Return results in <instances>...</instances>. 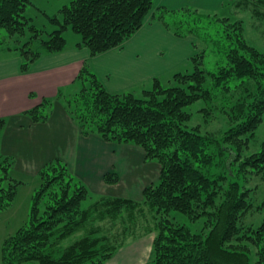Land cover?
<instances>
[{"label":"trees","instance_id":"trees-1","mask_svg":"<svg viewBox=\"0 0 264 264\" xmlns=\"http://www.w3.org/2000/svg\"><path fill=\"white\" fill-rule=\"evenodd\" d=\"M29 5L0 0V30L7 36L0 39V60L19 58L22 73L41 57L64 51L68 30L79 37L77 48L96 57L123 46L151 13V23L174 37L195 38L199 52L165 78L150 81L140 97L107 92L84 61L69 90L23 113L33 124H44L59 101L81 135L140 148L146 161L160 165V176L138 201L95 196L65 163L49 161L36 174L28 221L3 243V264H103L127 242L151 233L147 264H264V201L254 205L249 189L235 180L246 172L264 182V143L243 160L240 154L264 114V50L247 43L242 21L216 14L205 21L208 16L192 7L153 12L154 0H70L49 18L57 28L47 33L25 16ZM235 5L264 21V0ZM213 23L220 24L214 34ZM208 51L217 56L211 70L205 67ZM218 94L235 98L221 141L215 133L187 127V108ZM6 125L0 118V142ZM13 167L14 159L0 153V211L13 204L23 184L13 178ZM104 180L118 179L106 174ZM175 214L202 221L201 229L176 222ZM250 215L259 217L258 225L245 223Z\"/></svg>","mask_w":264,"mask_h":264},{"label":"crops","instance_id":"crops-1","mask_svg":"<svg viewBox=\"0 0 264 264\" xmlns=\"http://www.w3.org/2000/svg\"><path fill=\"white\" fill-rule=\"evenodd\" d=\"M224 1L154 0L153 12L158 7L217 9ZM152 14L123 46L96 57H90L86 48H77L74 39L66 41L64 51L35 61L26 73L20 70L19 58L0 60V118L7 119L0 153L14 159L15 179L33 181L46 163L58 159L95 196L138 201L143 190L158 181L160 165L146 161L143 150L109 143L96 135H81L59 101L44 124H33L23 115L41 99H53L59 90H69L84 61L107 92L136 96L154 78L185 64L196 53L193 40L176 38L160 23H151ZM106 174L116 175L117 182L106 183ZM153 241V233L129 241L103 264H147Z\"/></svg>","mask_w":264,"mask_h":264},{"label":"rangeland","instance_id":"rangeland-1","mask_svg":"<svg viewBox=\"0 0 264 264\" xmlns=\"http://www.w3.org/2000/svg\"><path fill=\"white\" fill-rule=\"evenodd\" d=\"M29 1L31 2V5H29L26 9L25 16L31 19L32 24L36 28L42 29L47 33L57 28L55 25L51 24L49 18L58 15L60 8L70 2V0ZM192 8L199 10L202 15L208 16L205 21H212L214 14L221 18L231 19L232 22L242 21L244 28L243 34L247 43L257 50H264V21L254 18L252 11L249 8L244 6H236L235 0H225L224 3L217 9H204L197 7ZM218 27H220L219 23H213L210 30L211 33L214 34ZM6 37L7 36L4 30H0V39ZM65 38L69 43L73 42L74 39L79 40V37L71 30H68L65 33ZM187 38H191L193 40V45L197 43L195 38ZM193 49L196 52L195 54L199 52V50H196L194 46ZM216 59L217 56L208 51L204 58L205 67L210 70L213 69V64ZM161 78L165 77L163 76ZM163 85L169 86L165 83H163ZM233 95L235 96V93ZM237 97L238 94L235 96V98ZM235 98L230 97L229 94H218L210 103H205L203 100L193 103L187 108L188 112L191 114V119L187 124V127L189 129L198 127L201 135H205L206 133H215L217 140L221 141L224 133L229 128L228 111ZM263 143L264 114L260 125L254 132L253 138L250 139L247 147L242 148V151L240 152L241 160L245 159L251 154L258 153ZM224 146H231L234 151L236 150L235 146L233 145L229 146L227 143H225ZM228 153V151L224 150L225 159ZM231 154H233V156L235 155V153ZM235 180L241 184L242 188L249 189L248 196H250V200L254 203V205H258L264 201V182L260 180V177H254L244 172L238 173L235 177ZM23 182V184L19 185L17 189L13 204L9 208L0 211V264H3L2 246L4 241L10 236H13L28 221V214L32 203V194L37 185L36 181H32V179H24ZM174 217L176 222L188 226L192 231L197 232L202 227V221L191 222L186 216L181 214H175ZM259 222V217L255 215H250L245 219V223L247 224L253 223L254 225H258ZM71 241L72 239H69L66 241V244L70 243Z\"/></svg>","mask_w":264,"mask_h":264}]
</instances>
